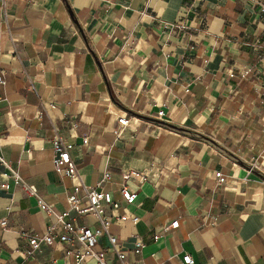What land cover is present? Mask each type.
Here are the masks:
<instances>
[{"label": "crops", "instance_id": "1", "mask_svg": "<svg viewBox=\"0 0 264 264\" xmlns=\"http://www.w3.org/2000/svg\"><path fill=\"white\" fill-rule=\"evenodd\" d=\"M0 75V182L16 171L53 210L67 209L79 181L53 170L58 135L75 143L84 184L110 171L100 189L120 202L106 215L128 262L264 264V31L251 0H0ZM128 169L147 180L130 184L126 205ZM8 182L0 262L73 264V246L57 241L25 255L22 234L41 235L53 218ZM107 246L100 237L94 250ZM104 257L117 264L111 250Z\"/></svg>", "mask_w": 264, "mask_h": 264}, {"label": "built area", "instance_id": "2", "mask_svg": "<svg viewBox=\"0 0 264 264\" xmlns=\"http://www.w3.org/2000/svg\"><path fill=\"white\" fill-rule=\"evenodd\" d=\"M256 6V9L263 19V31H264V1L251 0ZM3 77L0 75V83H2ZM158 117L163 115V112L159 110L156 114ZM118 129L115 131L119 133L124 126L127 125V119L119 117L117 119ZM52 167L53 170L61 176L68 177L70 179H76L78 184L73 185L70 193L67 196V209L63 211H55L53 208L45 204L43 200L36 194L34 186L27 184L16 171L9 169V172H3L1 174L2 181L0 182V188L8 189L11 179L15 184L20 185L22 190L29 196L36 198L37 204L46 212V214L53 218L51 222L46 226L45 231L41 235L23 233V237L27 238L28 248L25 250V255L31 257L36 251L40 249L42 245H51L54 241L66 243L73 246L72 253L74 256L73 264H82L86 258L92 257L96 260L97 264H110L104 257V253L107 250H111L114 254L117 264H133L127 261V254L125 250H122L119 246L117 237L109 230L111 220L106 215V210H117L120 207V202L115 200L112 193L109 190L100 189L101 184L108 182L111 179L109 170H105L102 174V178L94 187H89L83 183L80 178L79 172L76 168L74 160L71 158L70 151L74 147V142L67 141L58 135H55L52 140ZM88 143L87 136L81 138V144ZM0 162L4 165L5 162L0 155ZM7 166V165H6ZM214 177L217 184L225 182L226 177L221 172H215ZM147 180V176L144 172L136 170H124L121 173V180L119 182L118 194L119 198L126 204H132L136 199L137 193L131 188V183L138 184ZM71 211L75 212L78 216L91 215L97 222V227H91L86 224H79L75 221V218L71 216ZM117 220L125 221L129 219L135 223L138 218L136 216L127 217L125 213L117 215ZM0 224L4 226L6 220L0 221ZM178 220H173L169 224L163 226L162 231L168 232L178 226ZM100 237H105L108 246L100 251H95L94 247L97 244V240ZM154 239L158 238V235H154ZM141 243H136L132 253L138 254L141 252ZM183 264L193 263V259L189 254H184L181 258ZM0 264H2L0 262Z\"/></svg>", "mask_w": 264, "mask_h": 264}, {"label": "trees", "instance_id": "3", "mask_svg": "<svg viewBox=\"0 0 264 264\" xmlns=\"http://www.w3.org/2000/svg\"><path fill=\"white\" fill-rule=\"evenodd\" d=\"M172 127L180 130V128H177V127H175V126H172Z\"/></svg>", "mask_w": 264, "mask_h": 264}]
</instances>
